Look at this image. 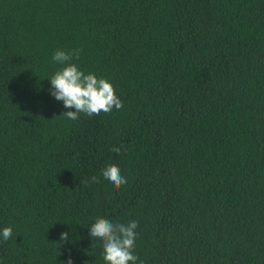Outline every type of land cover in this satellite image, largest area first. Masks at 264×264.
Listing matches in <instances>:
<instances>
[{"label":"trees","instance_id":"1","mask_svg":"<svg viewBox=\"0 0 264 264\" xmlns=\"http://www.w3.org/2000/svg\"><path fill=\"white\" fill-rule=\"evenodd\" d=\"M57 49L123 107L60 116ZM97 217L137 264H264V0H0V264H105Z\"/></svg>","mask_w":264,"mask_h":264},{"label":"clouds","instance_id":"2","mask_svg":"<svg viewBox=\"0 0 264 264\" xmlns=\"http://www.w3.org/2000/svg\"><path fill=\"white\" fill-rule=\"evenodd\" d=\"M81 49L65 51L57 49L52 60L61 67L50 77L49 95L57 101L63 102L65 109H74L62 112L60 116L76 121L80 114L89 117L99 115L101 112L110 113L113 108L120 110L122 101L115 93L112 83L106 78L97 77L94 73H87L74 63L80 55ZM113 152L120 153L121 149L113 147ZM103 178L114 188L119 189L127 183L120 169L114 165H107L102 169ZM92 183H99L97 177L90 178ZM87 183V182H86ZM138 221L130 220L127 223L113 222L103 217H97L88 229L89 236L101 243L103 260L105 264H137L138 256L135 254ZM11 227H4L0 231L4 241L12 238ZM59 241L69 240L68 232H61ZM60 264H73L71 255ZM143 264V262H140Z\"/></svg>","mask_w":264,"mask_h":264}]
</instances>
